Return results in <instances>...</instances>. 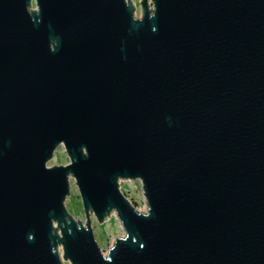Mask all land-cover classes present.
Returning <instances> with one entry per match:
<instances>
[{
  "label": "water",
  "instance_id": "obj_1",
  "mask_svg": "<svg viewBox=\"0 0 264 264\" xmlns=\"http://www.w3.org/2000/svg\"><path fill=\"white\" fill-rule=\"evenodd\" d=\"M138 3L0 0V264H264V0Z\"/></svg>",
  "mask_w": 264,
  "mask_h": 264
},
{
  "label": "rangeland",
  "instance_id": "obj_2",
  "mask_svg": "<svg viewBox=\"0 0 264 264\" xmlns=\"http://www.w3.org/2000/svg\"><path fill=\"white\" fill-rule=\"evenodd\" d=\"M133 4L136 6L135 14L138 16L140 14L139 0H132ZM69 160L63 150L62 146H59L54 152L53 158L47 163L48 166L66 164ZM120 191L125 194V196L130 201H135L136 208L141 212L146 211V203L142 194V188L139 180H122L120 181ZM65 206L70 214H72L76 219L84 222L85 217L83 215V210L80 202V197L76 186L74 185V180L70 179V194L65 200ZM90 222L93 230L94 239L102 250L103 254H106V250L113 244V238L120 237L123 235V230L116 219L115 215L112 214L107 220L99 224L94 216L90 214ZM64 264H69V262H64Z\"/></svg>",
  "mask_w": 264,
  "mask_h": 264
}]
</instances>
